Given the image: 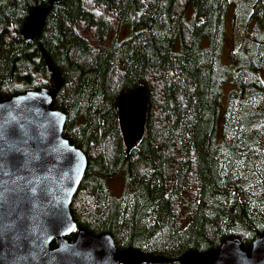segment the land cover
Listing matches in <instances>:
<instances>
[{
    "label": "trees",
    "instance_id": "obj_1",
    "mask_svg": "<svg viewBox=\"0 0 264 264\" xmlns=\"http://www.w3.org/2000/svg\"><path fill=\"white\" fill-rule=\"evenodd\" d=\"M49 5L0 0V100L56 90L63 135L88 162L76 229L164 259L146 264L230 237L249 249L264 232V0H60L25 42L29 12ZM232 6L242 36L223 53ZM140 85L144 132L127 150L118 100Z\"/></svg>",
    "mask_w": 264,
    "mask_h": 264
},
{
    "label": "water",
    "instance_id": "obj_2",
    "mask_svg": "<svg viewBox=\"0 0 264 264\" xmlns=\"http://www.w3.org/2000/svg\"><path fill=\"white\" fill-rule=\"evenodd\" d=\"M59 1L50 0L49 7L29 12L21 28L25 42L39 33L50 7ZM30 13L36 15L31 24L37 28L27 25ZM55 92L40 88L0 100V264L164 261L136 250L122 251L109 234L94 235L76 229L70 207L88 162L84 152L63 135L66 116L52 105ZM147 105L143 85L118 100L119 124L127 150L143 136ZM73 232L74 237L68 238ZM179 262L264 264V232L253 239L249 249L230 237L217 249L188 251Z\"/></svg>",
    "mask_w": 264,
    "mask_h": 264
},
{
    "label": "rangeland",
    "instance_id": "obj_3",
    "mask_svg": "<svg viewBox=\"0 0 264 264\" xmlns=\"http://www.w3.org/2000/svg\"><path fill=\"white\" fill-rule=\"evenodd\" d=\"M89 5H91V2L89 3ZM90 7L93 8V6H90ZM47 16H48V13H47L46 18L44 20V24H45V21L47 19ZM237 20H238V16H237L236 8L234 6H232L229 8L227 15H226V23H225L226 24V33H225V42H224V47H223V53L227 52V50L231 46V43L233 42V40H235V39L237 40V39H239L238 36H242L241 33L237 34V31H238ZM124 33L125 32L123 31L121 33V36ZM123 186H124V182H123L122 178L118 177V178H114V179L110 180V188L112 189V191L115 194H120L123 190ZM161 260H163V258H161Z\"/></svg>",
    "mask_w": 264,
    "mask_h": 264
},
{
    "label": "bare ground",
    "instance_id": "obj_4",
    "mask_svg": "<svg viewBox=\"0 0 264 264\" xmlns=\"http://www.w3.org/2000/svg\"><path fill=\"white\" fill-rule=\"evenodd\" d=\"M35 12H36V11H35ZM35 12H34V13H35ZM33 16H36V15H33ZM33 16H32V14L30 13L29 20L27 21V25H28V27H29V26H32V27H30V28H33V27L37 28V26H36L34 23L31 24V20H32V18H34ZM25 25H26V24H25ZM26 29H27V28H26ZM31 31H32V30H31Z\"/></svg>",
    "mask_w": 264,
    "mask_h": 264
},
{
    "label": "flooded vegetation",
    "instance_id": "obj_5",
    "mask_svg": "<svg viewBox=\"0 0 264 264\" xmlns=\"http://www.w3.org/2000/svg\"><path fill=\"white\" fill-rule=\"evenodd\" d=\"M71 239V238H70Z\"/></svg>",
    "mask_w": 264,
    "mask_h": 264
}]
</instances>
